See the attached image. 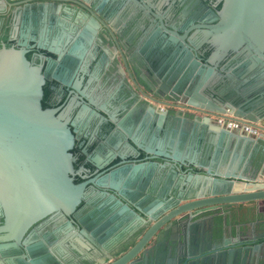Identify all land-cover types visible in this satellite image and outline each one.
<instances>
[{
    "label": "water",
    "instance_id": "obj_1",
    "mask_svg": "<svg viewBox=\"0 0 264 264\" xmlns=\"http://www.w3.org/2000/svg\"><path fill=\"white\" fill-rule=\"evenodd\" d=\"M218 1L220 7L211 24L194 25L189 30L168 25L157 10L149 12L154 18V34L167 37L164 45L171 49V55L182 53L174 67L187 79L222 74L224 70L218 71L217 65L227 53L242 56L249 69L264 67V0ZM194 29H206L199 31V40L191 32ZM89 35L85 30L69 43L60 45V39H53L48 46L37 45L59 62L52 71H58L57 76H52L54 80H59V75L68 72L71 65V69L76 66ZM100 37L121 60L130 83L128 97L136 93L145 106L154 103L159 109L152 118L142 114L135 121L131 118L133 108H120L123 113L118 117L117 109L100 111L92 103L94 113L101 112L107 119L109 131L105 161L93 165L100 175L89 185L95 196L106 197L105 206L114 209L127 227L112 245L89 258L82 257L80 248L87 249L93 240L99 242L98 230L111 220L99 225L92 221L88 226L75 220L71 234L60 225L51 243L42 237L49 249L36 239L31 227L47 216L61 217L73 212L84 199L86 183L72 181L73 134L66 113L41 106V65L26 58L24 43L17 48L0 45V264H61L67 255V244L77 252V264H230L242 251L241 264H245L248 252L264 245V220L257 218L260 207H264V181L236 178L208 168L197 172L199 165L175 154L176 148L171 147L163 131L160 112L176 110L175 119L180 120L182 111L189 110L202 114L198 121L203 123H226L254 131L256 119L261 116L252 108L263 95L248 101L246 97L250 110L239 116L225 111L215 113L201 104L209 101L199 94L200 85L186 86L182 75L178 79L159 74L145 78L141 68L125 57L126 46L114 28L104 27ZM203 44L212 48L205 61L196 59L194 54ZM100 51L106 53V49ZM116 66L113 58L111 68ZM149 110L152 115V108ZM236 139L244 141L239 136ZM120 145L124 150L116 155ZM156 168L164 170L162 185L145 199L139 193L142 180L149 169ZM178 170L184 177L179 176L172 189L167 182ZM103 205L96 202L95 208ZM213 211L219 212V225L213 216L201 218ZM247 211L252 212L253 220L247 224L252 231L245 242L263 241L253 243L251 248L241 243L230 245V226L241 227L238 221ZM162 240H167L166 257L156 261L150 255Z\"/></svg>",
    "mask_w": 264,
    "mask_h": 264
},
{
    "label": "flooded vegetation",
    "instance_id": "obj_2",
    "mask_svg": "<svg viewBox=\"0 0 264 264\" xmlns=\"http://www.w3.org/2000/svg\"><path fill=\"white\" fill-rule=\"evenodd\" d=\"M219 7L218 0H0V45L17 48L24 43L26 58L34 65H41L44 77L41 105L56 109V113H66L73 134L72 181L74 184L86 183L84 199L73 212L61 217L47 216L31 227L36 239L41 240L45 248L49 249L47 243L52 242L55 230L60 225L71 234V224L75 220H82L86 226L92 221L122 220L114 209L105 206L106 197L95 196L89 185L90 180L100 175L93 165L105 161L109 131L107 119L101 112L94 113L93 105L100 111H111V108L120 111V108L128 106L134 109L131 118L135 121L142 114L152 118L159 113L157 105L148 102L150 107L145 106L136 93L132 92L128 97L130 83L121 60L108 42L100 37L104 27L118 31L126 46L124 56L141 68L145 78L149 74H159L178 79L182 73L176 72L174 65L183 55H171V49L164 45L167 37L154 34V18L149 14L150 10L160 12L168 25L189 30L194 25H210ZM85 30L90 32L88 44L85 45L87 51L78 59L76 66L71 69V65L68 72L59 75V80H54L52 76H57L58 71H52L59 62L37 45L48 46L53 39H60V45L69 43ZM205 30L194 29L191 32L199 40V31ZM100 49H106V53ZM211 50L209 45L203 44L194 51L195 58L205 61ZM113 58L117 60L116 69L111 68ZM218 62V71L221 68L224 70L222 74L206 79H187L182 75L183 82L186 86L200 85L199 94L209 101L200 103L215 113L225 111L239 116L250 110L248 99L261 94L263 96L252 111L259 115L257 111L261 109L263 114L259 116L263 117L264 67L249 69L245 59L233 53H227ZM109 77L111 82L108 83ZM149 108H152V115ZM169 111L176 110L160 112L164 128L176 120L175 116H169ZM121 113L116 115L120 117ZM182 113L195 118L203 116L189 110ZM123 150L124 147L120 145L116 155L122 154ZM153 172V169H149L142 180L143 189L139 193L145 199L158 189L153 185ZM163 172L158 177L161 181ZM96 202L104 205L96 209ZM0 220L3 219L0 217ZM42 237L48 238V242ZM66 246L67 255L60 263L77 264L78 257L73 255L68 244ZM82 257L89 258L90 255L83 253Z\"/></svg>",
    "mask_w": 264,
    "mask_h": 264
},
{
    "label": "crops",
    "instance_id": "obj_3",
    "mask_svg": "<svg viewBox=\"0 0 264 264\" xmlns=\"http://www.w3.org/2000/svg\"><path fill=\"white\" fill-rule=\"evenodd\" d=\"M85 51L87 50L85 49ZM110 79L111 77H109L108 83L111 82ZM168 113L169 116L176 117L177 111H169ZM257 113L262 115L263 111L260 109ZM178 119L180 120L172 121L165 128L163 126V131L167 138H169L171 147L176 148L174 149L176 155L199 165L195 168L197 172L201 173L204 169L208 168L220 174H233L236 178L244 176L248 179L254 178L255 182L264 181V116L256 119L255 125L257 127L254 131L244 129L242 126L236 127L226 123L225 126H222V123L218 125L203 123L202 121H198V117H190V115L185 113H181ZM221 132H225V134L223 135ZM238 136L242 137L244 141H238L236 139ZM155 161L157 163L161 162L160 160ZM258 161H262V164ZM182 169L185 171L184 167ZM153 171V185L155 188H159L162 185V181L158 177L164 170L156 168ZM181 175L184 177L183 173L178 170L168 180L167 183L172 189L176 186ZM260 212L257 218L258 220H264V207H260ZM209 216L220 220L219 212L217 211L206 213L201 218L206 220ZM94 222V225H99L102 221ZM126 227L127 222L125 220H111L98 230L97 236L99 242L93 240V244L89 245L87 249L80 248V250L82 253L89 254L90 257L98 255L103 252L104 248L112 245L121 236ZM251 231L252 229L248 225L239 227L232 224L227 233V239L230 245L241 243L251 248L253 243L263 241L256 240L252 243H246L245 238ZM247 239L249 238L247 237ZM166 248L167 240H162L158 247L152 251L150 257L156 261H160L166 257ZM72 253L74 256H77V252L72 251ZM242 253L243 251L240 255L236 254L230 264H241ZM248 253L249 255L245 264H255V262L257 264H264L263 244L260 249ZM210 263L214 264L213 261Z\"/></svg>",
    "mask_w": 264,
    "mask_h": 264
},
{
    "label": "trees",
    "instance_id": "obj_4",
    "mask_svg": "<svg viewBox=\"0 0 264 264\" xmlns=\"http://www.w3.org/2000/svg\"><path fill=\"white\" fill-rule=\"evenodd\" d=\"M42 106V105H41ZM42 108H44L42 106ZM214 220H217V219H214ZM232 220H235L234 218H232ZM253 220V214L251 211H247L245 217L241 218L238 223H241L242 225H247L250 221ZM219 220H217V224L219 225Z\"/></svg>",
    "mask_w": 264,
    "mask_h": 264
}]
</instances>
